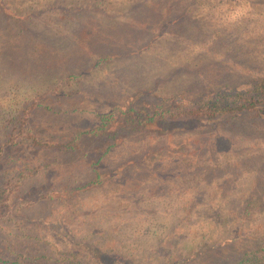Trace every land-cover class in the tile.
Wrapping results in <instances>:
<instances>
[{
    "label": "trees",
    "instance_id": "obj_1",
    "mask_svg": "<svg viewBox=\"0 0 264 264\" xmlns=\"http://www.w3.org/2000/svg\"><path fill=\"white\" fill-rule=\"evenodd\" d=\"M185 1L188 0H65L63 5L60 0H0L3 59L0 89L9 94L0 96V209L11 208L5 204L7 196H4L11 181L15 179V186H19L31 176L39 179L18 202L33 206L51 200L58 205L60 214H75L82 192L113 186L115 191L127 193L135 181L129 178L127 164L116 161L123 153L117 157L113 155L139 132L159 133V124L199 122L204 126L215 125L223 116H239L243 112L258 113L264 120V80L224 88L221 93L218 90L201 92L198 95L207 96L201 97L188 112L179 111L183 105H178L180 102L173 103V98L180 96L163 99L166 105L156 104L151 114L143 110L146 106L142 103L145 97L152 96L151 93L135 91L120 95L86 92L75 87L101 63L139 56L165 36L170 37L171 44L179 42L185 24L192 25L190 30L198 32V24L202 21L193 13L191 5L184 7ZM29 4L36 8H25ZM55 10L61 13L57 20L79 22L69 37L56 41L60 36L55 26L52 29L43 26L50 39L28 29L27 22ZM194 19L197 21L192 23ZM64 41L68 47L56 45ZM58 76L65 80L64 86L53 85ZM73 84L75 88L70 87ZM52 97L57 101L47 102ZM45 119H50L51 123ZM235 166H240V162H235ZM250 183V188L235 197L241 201L238 205L205 210L206 215L210 211L212 216L214 214L209 225L215 234L206 236L210 237L207 241L215 240L212 245L206 241L199 245L203 251H194L167 264H193L197 256L205 254L219 253L224 257L230 249L238 253L230 264H264V161ZM4 217L0 213V221ZM18 218L43 233L47 230L56 234V244L66 246L67 251L59 258H46L45 261L42 258L46 254L30 259L25 255V260L18 254L19 260L8 264H82L81 259L86 264H140L133 259L132 253L124 257L114 250H106L95 238L92 242L76 238L75 235L82 234L67 229L64 224L67 216L53 220ZM164 218L166 227L176 223L168 220L170 214ZM202 219L205 221L199 224L208 225V216ZM162 226L163 223L152 224L144 229L157 236ZM10 228L22 234L16 222ZM95 229L89 230L90 237L103 235L102 229ZM193 229L196 232V224ZM187 239L194 240V237L188 235ZM21 241H12L11 249L28 250L46 242L41 237ZM2 262L6 263L0 254Z\"/></svg>",
    "mask_w": 264,
    "mask_h": 264
},
{
    "label": "rangeland",
    "instance_id": "obj_2",
    "mask_svg": "<svg viewBox=\"0 0 264 264\" xmlns=\"http://www.w3.org/2000/svg\"><path fill=\"white\" fill-rule=\"evenodd\" d=\"M60 1L65 4V0ZM187 6L202 21L197 23L198 32L191 31L192 25L185 24L179 42L171 44L170 37L165 36L139 56L101 63L75 87L86 92L120 95L135 91L151 93L152 96L145 97L142 102L146 106L143 110L151 114L156 104L166 105L163 99L180 96L173 98V103L183 104L179 111L185 112L197 105L201 97L207 96L198 95L201 92L218 90L221 93L224 88L264 80V0H188L184 4ZM60 14L59 10L43 13L38 20L33 19L26 25L40 37L47 36L44 25L48 29L55 26L60 36L55 40L61 41L79 22H61L57 20ZM56 45L68 47L65 41ZM56 78L53 85L64 86L65 80H61V76ZM74 85L70 87L75 88ZM3 91L0 89V96L7 97L9 94ZM52 101L57 99L52 97L47 102ZM44 121L51 123L50 119ZM158 129H161L159 133L146 131L133 135L128 142L134 144L124 142L113 155L117 157L123 153L116 161L127 164L129 178L135 181L132 189L121 194L113 186H105L82 192L75 214H60L58 205L51 200L33 206L18 202L31 186H35L38 176L27 177L19 186H15V179L11 181L12 185L4 194L7 196L5 204L11 208L0 209L5 216L0 221V254L6 261L0 264L19 260L18 254L21 260H25V255L30 259L46 254L42 258L45 261L46 258H59L67 251L66 246L56 244V234L47 230L43 233L30 223L20 221L18 216L46 220L67 216L64 221L67 229L82 234L75 235L76 238L88 242L95 238L106 250H114L124 257L132 253L133 259L140 264H167L194 251H203L199 245L210 239L206 236L215 234L209 225L214 214L212 216L210 211L206 215L205 210L238 205L241 201L235 197L250 188V181L264 161V120L258 113L243 112L239 116H223L215 125L180 122L168 126L159 124ZM222 132L226 135H221ZM238 161L240 166L236 167ZM168 214V220L176 223L166 227L164 215ZM204 216H208V225L202 227L199 223L205 221ZM15 222L22 234L10 228ZM180 222L182 224L178 225ZM161 223V233L157 236L144 229V226ZM195 224L198 236L193 229ZM92 228L102 229L103 235L90 237ZM188 235L194 240L187 239ZM39 237L46 242L32 249L28 247V250L11 249L12 241H34ZM214 241L208 240L207 244L212 245ZM236 255L238 253L234 254L231 249L224 257L219 253L205 254L197 256L193 264H230L236 260Z\"/></svg>",
    "mask_w": 264,
    "mask_h": 264
}]
</instances>
